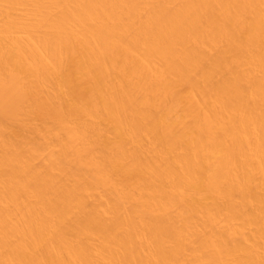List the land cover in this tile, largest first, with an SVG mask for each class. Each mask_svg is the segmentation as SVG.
Instances as JSON below:
<instances>
[{"label": "bare ground", "instance_id": "1", "mask_svg": "<svg viewBox=\"0 0 264 264\" xmlns=\"http://www.w3.org/2000/svg\"><path fill=\"white\" fill-rule=\"evenodd\" d=\"M0 264H264V0H0Z\"/></svg>", "mask_w": 264, "mask_h": 264}, {"label": "rangeland", "instance_id": "2", "mask_svg": "<svg viewBox=\"0 0 264 264\" xmlns=\"http://www.w3.org/2000/svg\"><path fill=\"white\" fill-rule=\"evenodd\" d=\"M182 108H183V102H180V104L174 111V115L177 116L182 111Z\"/></svg>", "mask_w": 264, "mask_h": 264}]
</instances>
